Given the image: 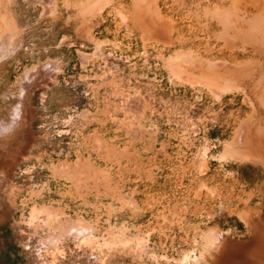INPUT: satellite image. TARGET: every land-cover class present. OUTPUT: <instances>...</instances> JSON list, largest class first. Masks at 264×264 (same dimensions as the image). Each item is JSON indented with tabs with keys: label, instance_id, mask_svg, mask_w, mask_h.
Segmentation results:
<instances>
[{
	"label": "rangeland",
	"instance_id": "374dc122",
	"mask_svg": "<svg viewBox=\"0 0 264 264\" xmlns=\"http://www.w3.org/2000/svg\"><path fill=\"white\" fill-rule=\"evenodd\" d=\"M237 1L0 0V129L33 137L0 264H192L210 228L264 229V155L241 139H264V18L247 39Z\"/></svg>",
	"mask_w": 264,
	"mask_h": 264
},
{
	"label": "bare ground",
	"instance_id": "6f19581e",
	"mask_svg": "<svg viewBox=\"0 0 264 264\" xmlns=\"http://www.w3.org/2000/svg\"><path fill=\"white\" fill-rule=\"evenodd\" d=\"M252 3H254V5H252L253 9H249L246 8V10L244 11V14L246 16H251L250 17V23H252V25L250 24V26L247 28L246 27V35H243L244 37L246 36L247 39H251L252 37H254L255 35H257V31L258 29L260 30V28L257 27V24H259L260 22L263 21L264 18V0H250ZM55 2V1H54ZM237 2H240V0H238ZM254 12V14H253ZM143 19V18H142ZM244 19V18H243ZM158 23V22H157ZM248 23V22H247ZM153 24V23H152ZM263 23H261L262 25ZM248 25V24H247ZM245 24V26H247ZM260 25V24H259ZM145 26V25H144ZM143 26V27H144ZM147 26V25H146ZM151 26V25H150ZM149 26V27H150ZM160 26V25H159ZM161 28L159 27V34L162 35V37H165V31L168 30V25L164 22H162L161 24ZM264 26V24H263ZM146 27L145 29L149 28ZM151 29V28H150ZM158 29V28H157ZM238 29V28H237ZM244 29V27H243ZM153 30V29H152ZM242 30V29H241ZM146 31V30H145ZM164 31V32H163ZM243 31V30H242ZM245 31V30H244ZM163 32V34H162ZM236 32V31H235ZM241 33V32H239ZM255 33V34H254ZM257 33V34H256ZM242 34H245L242 33ZM156 35V34H154ZM6 38V37H5ZM258 40V39H257ZM252 41V40H251ZM250 41V43H252ZM259 45V44H258ZM261 46V45H260ZM264 47V46H263ZM262 48V47H261ZM259 46L258 48H255V51L257 53H259L260 55L262 54L263 59H264V50H262ZM255 57V56H254ZM259 57V56H258ZM255 59V58H254ZM247 60V59H245ZM262 60V59H261ZM242 61V60H241ZM238 62V61H237ZM245 62V61H244ZM249 62V61H248ZM262 62V61H261ZM243 63V62H242ZM254 63H256V61H254ZM253 63V64H254ZM202 65V64H201ZM214 65V64H213ZM232 65V64H231ZM238 65V63H237ZM236 65V66H237ZM263 65V69H264V60L261 63V66ZM234 66V65H233ZM240 66V64H239ZM242 66V65H241ZM258 66V65H257ZM260 66V67H261ZM238 67V66H237ZM230 74H234L237 78L242 77L243 73L242 71H240L239 69L232 68L230 65H228ZM256 69V68H255ZM259 69V67H258ZM253 70V68H252ZM254 71V70H253ZM264 71V70H263ZM247 72V71H246ZM262 72V68L260 69V72L258 71V74L263 76L261 74ZM245 73V72H244ZM254 74V72H253ZM258 75V77H259ZM247 76V75H246ZM257 76V75H256ZM254 76V77H256ZM253 79V76H251ZM262 78V77H261ZM251 79V78H250ZM255 80V79H254ZM259 80V78H258ZM263 81V80H262ZM259 83V82H258ZM261 84V83H260ZM264 85V84H263ZM206 86V85H205ZM240 87V86H239ZM256 87V86H255ZM259 87V86H258ZM254 89V88H253ZM263 89V88H262ZM210 91V90H209ZM17 107V106H16ZM17 109V108H16ZM15 109V111H16ZM14 115V114H13ZM27 117V116H26ZM14 119V118H13ZM247 120V119H246ZM17 122V121H16ZM262 122V121H261ZM17 124V123H16ZM262 125V124H261ZM10 126V125H9ZM13 127V126H12ZM255 128V127H254ZM259 128H261L259 126ZM243 129V128H240ZM30 131V130H29ZM254 131V130H253ZM246 134V133H245ZM27 136V131L26 129H0V186H4L8 175L12 172V170L15 169V167L19 166V161L21 160V157L23 155V148H24V144L26 143V139L28 140V142H32V138L31 135L29 134L28 137ZM243 141L242 143L245 144V146L249 147L250 149V154H247L248 156H255V154H258L259 152H261L262 155H264V139L261 138H257V137H247L244 136L241 138ZM262 139V140H261ZM240 140V139H239ZM31 143H29L30 145ZM246 147V148H247ZM244 148V147H243ZM245 148V149H246ZM248 149V148H247ZM238 150V149H237ZM253 156V157H254ZM261 156V155H260ZM264 157V156H263ZM262 158V157H261ZM240 159V158H239ZM254 160V158H253ZM116 161V160H115ZM261 162V161H260ZM86 166V165H85ZM15 171V170H14ZM13 174V172H12ZM8 183V182H7ZM2 184V185H1ZM7 187V186H6ZM4 186V188L2 187V189L0 188V197L2 199V201L0 202V223H3L5 221V213L3 212L4 210V206H8L6 203H8L9 205L12 203H14L15 205V200H16V193L13 189H10V187L8 186L6 188ZM20 192V191H19ZM35 204V203H34ZM11 207V206H10ZM13 207V206H12ZM219 210V209H218ZM39 209H37V207L34 205H32V208L30 210L29 213V225L30 227L33 228V230H35L36 228V222H37V215L39 213ZM257 211V210H256ZM49 213V212H48ZM50 218V217H49ZM48 218V219H49ZM47 220V219H46ZM245 224V223H244ZM253 225V224H252ZM77 226V225H76ZM255 227V226H254ZM253 227V228H254ZM74 228V227H73ZM39 229V228H38ZM74 231L75 234V238H81L82 241H87L86 239V234L90 231V227L86 226L84 224H78V226L74 229H72ZM71 231V229H70ZM254 236L252 240L246 241V242H240V241H230L228 238H226V234L227 232L225 231H221L218 228H210L208 230H206L205 232H203L202 236L204 239V243L203 247H202V251L198 254H192V256H184L183 257V261H185V263H192V264H264V229L262 228H258L255 227L254 228ZM34 232V231H33ZM36 232V231H35ZM35 232L33 234H35ZM150 232V231H149ZM199 233V232H198ZM34 236V235H33ZM32 236V237H33ZM91 238V237H90ZM53 240V239H52ZM89 241V240H88ZM93 241V240H92ZM95 241V240H94ZM197 241V240H196ZM53 242V241H52ZM97 242V241H96ZM110 242V241H109ZM44 243V242H43ZM78 243V242H77ZM89 243V242H87ZM86 243V244H87ZM92 243V242H91ZM117 243V241H116ZM123 243V242H121ZM194 243V242H193ZM79 244V243H78ZM93 245L95 244V242L92 243ZM124 244V243H123ZM127 244V243H126ZM31 245V244H30ZM92 245V246H93ZM101 245V243H100ZM99 244H97V246H100ZM103 245H106V243H104ZM129 245V244H128ZM142 245V242L141 244ZM140 245H138L140 247ZM50 246V245H49ZM102 246V245H101ZM127 246V245H126ZM202 246V245H201ZM124 247V246H123ZM130 248V247H129ZM144 248V246H143ZM148 249V247H146ZM191 248V247H190ZM194 248V247H193ZM196 248V246H195ZM121 249V248H120ZM137 249V248H136ZM166 249V248H164ZM199 249V248H198ZM113 250V249H112ZM154 250V249H152ZM193 252L194 249H192ZM144 251V250H143ZM152 252V251H151ZM185 252V251H184ZM191 252V250H190ZM192 252V253H193ZM156 254V253H155ZM47 255V254H46ZM185 255V254H183ZM99 256V255H98ZM163 256H166V254H164ZM153 257V256H152ZM155 257V255H154ZM157 257V256H156ZM171 256H169L170 258ZM100 258V257H99ZM97 258V259H99ZM141 258V257H140ZM165 258V257H164ZM168 258V257H167ZM166 258V259H167ZM168 258V259H169ZM174 258V257H173ZM54 259V257H53ZM52 259V260H53ZM172 259V258H171ZM55 260V259H54ZM102 260V259H100ZM106 260V259H105ZM104 260V261H105ZM132 260V259H131ZM154 260V258H153ZM157 260V259H156ZM160 260V259H159ZM173 260V259H172ZM176 260V259H175ZM97 261V260H96ZM165 261V260H164ZM177 261V260H176ZM182 261V260H181ZM47 262V261H46ZM54 262V261H53ZM162 262V260H161ZM175 262V261H174ZM111 263V262H110ZM109 263V264H110ZM146 263V262H144ZM171 263V262H169ZM167 263V264H169ZM131 264V263H130ZM161 264V263H159Z\"/></svg>",
	"mask_w": 264,
	"mask_h": 264
}]
</instances>
